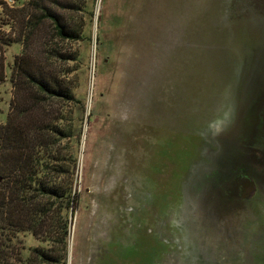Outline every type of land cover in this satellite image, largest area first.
Listing matches in <instances>:
<instances>
[{
	"label": "rangeland",
	"instance_id": "obj_1",
	"mask_svg": "<svg viewBox=\"0 0 264 264\" xmlns=\"http://www.w3.org/2000/svg\"><path fill=\"white\" fill-rule=\"evenodd\" d=\"M28 1L0 0L1 36ZM69 1L86 111L67 264H264V0ZM20 49L0 47V122ZM48 235L0 264L61 254Z\"/></svg>",
	"mask_w": 264,
	"mask_h": 264
},
{
	"label": "trees",
	"instance_id": "obj_2",
	"mask_svg": "<svg viewBox=\"0 0 264 264\" xmlns=\"http://www.w3.org/2000/svg\"><path fill=\"white\" fill-rule=\"evenodd\" d=\"M79 7L69 0L63 7L29 0L14 10L15 38L0 35V47L21 44L11 75L10 110L0 122V263L12 237L29 232L41 239L48 233L61 249L58 254L55 245L34 247L29 264H67L86 111L73 82L80 55L72 46L85 38V29L68 15ZM4 77L1 62L0 81Z\"/></svg>",
	"mask_w": 264,
	"mask_h": 264
}]
</instances>
